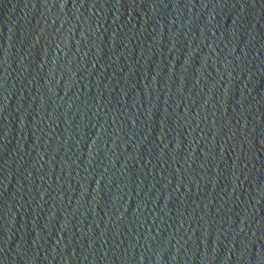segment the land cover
Here are the masks:
<instances>
[{
  "label": "water",
  "instance_id": "obj_1",
  "mask_svg": "<svg viewBox=\"0 0 264 264\" xmlns=\"http://www.w3.org/2000/svg\"><path fill=\"white\" fill-rule=\"evenodd\" d=\"M0 264H264V0H0Z\"/></svg>",
  "mask_w": 264,
  "mask_h": 264
}]
</instances>
